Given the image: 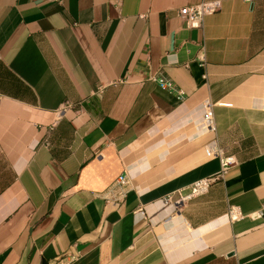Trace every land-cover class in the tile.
<instances>
[{
  "label": "crops",
  "instance_id": "obj_1",
  "mask_svg": "<svg viewBox=\"0 0 264 264\" xmlns=\"http://www.w3.org/2000/svg\"><path fill=\"white\" fill-rule=\"evenodd\" d=\"M202 1L0 0V264H264V0Z\"/></svg>",
  "mask_w": 264,
  "mask_h": 264
},
{
  "label": "built area",
  "instance_id": "obj_2",
  "mask_svg": "<svg viewBox=\"0 0 264 264\" xmlns=\"http://www.w3.org/2000/svg\"><path fill=\"white\" fill-rule=\"evenodd\" d=\"M57 3H61V0H51ZM250 1V0H247ZM221 3L219 0H212V1H202L198 4L189 5L185 7H181L178 10V16L181 20H183L186 28L198 30L202 29L203 22L205 17L214 15L220 10ZM197 60L201 63L205 60V48L204 45H201L198 53H197ZM157 84L159 88L162 90L172 91L174 90V86L171 82L163 79L158 78ZM126 80H119L117 82L111 83L110 85L115 84H123ZM106 86L105 85H98L92 91L93 96H100ZM213 104L209 102H204L202 104L203 107V114H202V123L201 125L204 127L205 130L214 132V124H213ZM74 109V106L68 102L64 103L58 110L57 114H63L66 111H70ZM204 154L208 158H215L218 160L220 165V171L215 176H209L206 178L199 179L195 181L189 188L188 191L185 193L177 192L176 198L173 195H167L162 198L161 202L165 209L172 207L175 210L179 209L185 202L190 200L191 198H197L204 194H206L213 182L217 179L222 177L224 173L229 170V168L235 163L231 157L225 156L223 151L219 148H209L204 150ZM227 216L230 221H239L245 217L246 215L242 214V212L236 207H230L227 213ZM248 217L256 218L261 217V212L256 214L249 215ZM79 257V254L74 250L68 251L66 254L55 258L54 264H72L75 262Z\"/></svg>",
  "mask_w": 264,
  "mask_h": 264
}]
</instances>
